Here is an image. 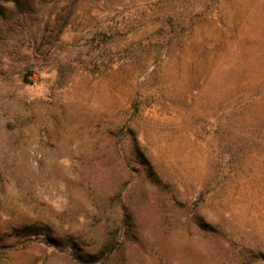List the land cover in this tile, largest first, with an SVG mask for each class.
Here are the masks:
<instances>
[{"label": "rangeland", "instance_id": "374dc122", "mask_svg": "<svg viewBox=\"0 0 264 264\" xmlns=\"http://www.w3.org/2000/svg\"><path fill=\"white\" fill-rule=\"evenodd\" d=\"M0 264H264V0H0Z\"/></svg>", "mask_w": 264, "mask_h": 264}]
</instances>
